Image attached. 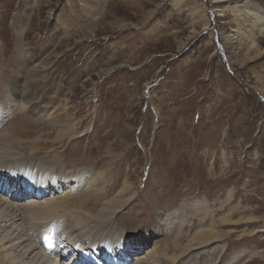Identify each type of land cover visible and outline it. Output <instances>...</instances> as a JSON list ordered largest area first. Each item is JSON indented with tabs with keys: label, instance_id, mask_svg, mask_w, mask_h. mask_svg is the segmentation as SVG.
<instances>
[{
	"label": "rangeland",
	"instance_id": "1",
	"mask_svg": "<svg viewBox=\"0 0 264 264\" xmlns=\"http://www.w3.org/2000/svg\"><path fill=\"white\" fill-rule=\"evenodd\" d=\"M240 4L0 0V103L13 94L10 87L3 90V79L15 80L29 82L33 96L53 110L16 112L1 129L45 148L60 147L75 167L63 163V169L79 179L97 180L100 163L111 156L106 170L116 178L108 194L117 193L129 175L135 192L123 209L131 215L122 222L130 224L138 214L139 225L160 210L154 240L170 247L174 238L184 245L208 225L212 216L203 210L213 208L216 228L227 235L176 264H226L243 253L250 256L241 264H264V53L251 51V60L243 62L222 35L238 25L232 8ZM109 143L114 151L108 153ZM36 156L44 161L51 155ZM4 192L12 194L9 182ZM228 212L232 221L220 223ZM62 231L55 227L37 236L44 243Z\"/></svg>",
	"mask_w": 264,
	"mask_h": 264
},
{
	"label": "bare ground",
	"instance_id": "2",
	"mask_svg": "<svg viewBox=\"0 0 264 264\" xmlns=\"http://www.w3.org/2000/svg\"><path fill=\"white\" fill-rule=\"evenodd\" d=\"M259 4L257 8L250 0H241L240 6L232 8L238 25L222 34L227 46L233 45V50L242 56L240 59L243 62L251 60V51L256 57L264 53V5L263 2ZM248 24L251 26L246 29ZM18 34L17 46L19 52L23 53V34ZM259 76L262 77L261 74ZM14 81L3 79V90L10 87L13 94L6 95L9 97H6V104L0 103V264H90V261L96 260L102 264H176L189 252L227 235L224 230L216 228L214 209L210 207L203 210L205 215L212 216L209 224H201L192 236L189 235L184 245L175 238L172 247L164 239L154 240L159 237V221H163L159 219L162 213L158 209L152 217H144L139 225L136 220L140 222L142 218L138 214L132 223L122 222L131 215L130 208L128 214L123 209L132 204L135 192L128 182L129 175L117 193L108 194L113 191L116 178L106 170L113 160L111 156L99 162L103 170L98 173L97 180L105 184L103 188L97 186V180L89 178L90 175L79 179L66 174L63 163L66 167H74V163L64 157L60 147L45 148L35 140L23 139L12 129H1L7 116L11 117L16 112L22 115L53 111L52 108H44L42 100L33 96L29 82ZM86 150L89 153L95 151L93 148ZM106 151H114V145L107 144ZM39 152H47L51 156L40 161L36 156ZM107 176L112 178L107 180ZM5 180L12 186V194L4 192V185H7ZM26 199L28 201L23 202ZM26 211L30 212V225L24 224L25 219L28 221ZM230 214L222 216L220 223L232 221ZM55 227L63 230L59 234L57 228L55 242L47 243L48 238L43 243L38 238V231L41 237ZM153 242H156L154 250L148 251V246ZM49 248L55 251L46 252ZM171 248L180 252L169 253ZM72 253L71 259L68 258ZM249 256V253L235 254L226 264H241ZM199 262L198 259L194 264Z\"/></svg>",
	"mask_w": 264,
	"mask_h": 264
}]
</instances>
